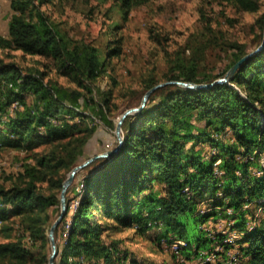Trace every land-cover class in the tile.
<instances>
[{
	"label": "trees",
	"instance_id": "1",
	"mask_svg": "<svg viewBox=\"0 0 264 264\" xmlns=\"http://www.w3.org/2000/svg\"><path fill=\"white\" fill-rule=\"evenodd\" d=\"M53 1L11 0L9 33L0 35V50L47 59L75 86L46 81L45 70L0 58V153H29L11 186L0 184L4 264H49V232L63 183L84 160L96 133L90 121L98 117L111 129L116 125L118 81L112 76L109 89L98 83L113 71L111 60L122 56L121 43L101 48L70 38L43 10ZM113 1L128 19L153 0ZM222 1L243 12L260 9V0ZM209 29L201 42L185 48H192L190 55L184 49L170 58L164 79L146 76L142 93L163 82L213 84L251 53L234 43L229 66L218 75L202 76L204 52L219 43L217 32ZM254 29L260 31L261 45L264 15ZM123 137L116 155L87 168L80 184L67 192V214L56 232V264H154L135 257L116 237L131 229L141 236L155 233L159 244H177L173 255L181 264L195 259L264 264V48L226 83L158 89L140 113L125 120ZM220 222L228 233L211 227ZM232 234L240 235L234 243L227 241ZM233 248L237 256L231 259Z\"/></svg>",
	"mask_w": 264,
	"mask_h": 264
},
{
	"label": "rangeland",
	"instance_id": "2",
	"mask_svg": "<svg viewBox=\"0 0 264 264\" xmlns=\"http://www.w3.org/2000/svg\"><path fill=\"white\" fill-rule=\"evenodd\" d=\"M53 2L54 4L45 5L43 10L70 38L101 48L116 40L121 43L122 56L111 60L113 71L104 75L98 83L102 89H109L112 76L118 81V86L114 88L113 99V103L117 105L112 114L115 124L125 112H123L124 106L129 103H131L130 108L140 106L146 94L142 93L143 79L150 74L158 79H164L165 74L170 70V58H174L186 47H193L201 42L209 35V27L215 31L214 35L217 32L219 43L204 52V61L201 64L202 76L218 75L229 66L234 52L230 46L234 43L246 45L249 52L255 51L260 46L258 37L260 31H255L254 24L264 15V0H260V9L256 13L240 11L233 4L222 0H153L133 10L128 19L118 14L113 0H54ZM11 15V0H0V35L2 36H7L9 33ZM223 46L228 48L225 50ZM191 53L192 48L186 50V55ZM0 58L5 61H16L24 68L36 67L45 70L49 74L46 81L52 80L66 87H75L71 86L65 77L60 76L47 59L9 50H0ZM128 94L130 99L123 100L122 96ZM28 101H32V98H28ZM90 123L96 126V133L87 146L84 160L80 164L118 146L116 125L115 129H111L98 117L93 118ZM28 158L29 153L24 151L1 152L0 184L11 186L23 172L24 163ZM100 163L99 159L81 170V173L84 172L80 177H78L80 172L77 174L69 190L75 183L80 184L83 175L88 172L87 168H93L92 166ZM70 196L73 197L74 193ZM76 206L77 202L72 204V212ZM57 210L56 218L60 216L61 205ZM206 226H210L209 223ZM211 227L218 232L228 233L222 222L216 226L211 224ZM154 234L150 232L146 236H141L131 229L116 237L124 240V247L135 257L146 262L181 264L173 255L174 247L164 242L157 243ZM232 235L227 241L234 243L240 235ZM216 250L220 251L222 247L218 246ZM48 254L51 255V244ZM236 254L237 248L229 252L231 259L236 258ZM211 259L215 260L214 256ZM0 264L4 262L0 261ZM183 264H204V262L195 259Z\"/></svg>",
	"mask_w": 264,
	"mask_h": 264
},
{
	"label": "water",
	"instance_id": "3",
	"mask_svg": "<svg viewBox=\"0 0 264 264\" xmlns=\"http://www.w3.org/2000/svg\"><path fill=\"white\" fill-rule=\"evenodd\" d=\"M263 48H264V41L255 51L251 52L250 54L245 56L242 60H240L229 71V73L226 75L225 78L219 79L216 82H214L213 84H210V85L194 84V83H190V82H179V81H172V82H165V83L158 84L157 86L153 87L152 89H150L149 91L146 92V94L144 95L140 106L130 108V109L126 110L122 114V116L117 121L116 131H115L116 136L118 138V146L114 150H111V151L96 155V156L86 160L82 164H79L78 166L74 167L73 170L70 172L69 176L67 177V179L63 183V188H62V192H61V213H60V216L57 218V220L52 225V227L50 229V232H49V239H50V244H51V255H50V258H49V264H56L55 260H56L57 254H58L57 241H56V232H57L58 227L60 226V224L62 223L63 219L65 218V216L67 214V210H68V206H67V192H68L69 188L71 187V185L73 184L77 174L81 170L85 169L86 167H88L93 162H95V161H97L99 159L110 158V157L116 155L120 151V149H121V147H122V145L124 143L123 124H124L125 120L131 115L140 113L146 107V104H147L149 98L151 97V95L155 91H157L158 89L166 87L167 85L176 84V85H179V86H182V87H185V88H189V89H208V88L213 87L216 84L226 83V82L230 81L232 79L234 73L242 65V63L245 60H247L248 58H250V57L254 56L255 54H257Z\"/></svg>",
	"mask_w": 264,
	"mask_h": 264
},
{
	"label": "bare ground",
	"instance_id": "4",
	"mask_svg": "<svg viewBox=\"0 0 264 264\" xmlns=\"http://www.w3.org/2000/svg\"><path fill=\"white\" fill-rule=\"evenodd\" d=\"M10 115H11V114H10ZM1 117H2V116H1ZM1 117H0V118H1ZM7 117H8V116H7ZM4 119H5V118H4ZM5 120H6V119H5ZM52 121H53V120H52ZM234 235L237 236V234H234ZM232 236H233V235H232ZM230 240H232V239H230ZM179 245H181V246L183 245V246H184L185 244H184L183 242H179ZM173 247H174L173 249H178L177 244L173 245ZM229 264H238V263H237L236 259H234V260H233L232 262H230Z\"/></svg>",
	"mask_w": 264,
	"mask_h": 264
},
{
	"label": "built area",
	"instance_id": "5",
	"mask_svg": "<svg viewBox=\"0 0 264 264\" xmlns=\"http://www.w3.org/2000/svg\"><path fill=\"white\" fill-rule=\"evenodd\" d=\"M230 263V262H229Z\"/></svg>",
	"mask_w": 264,
	"mask_h": 264
}]
</instances>
